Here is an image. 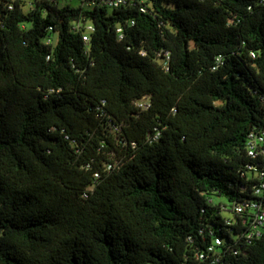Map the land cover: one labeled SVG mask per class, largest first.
<instances>
[{
    "label": "trees",
    "instance_id": "1",
    "mask_svg": "<svg viewBox=\"0 0 264 264\" xmlns=\"http://www.w3.org/2000/svg\"><path fill=\"white\" fill-rule=\"evenodd\" d=\"M79 1L0 0V264H264V0Z\"/></svg>",
    "mask_w": 264,
    "mask_h": 264
},
{
    "label": "built area",
    "instance_id": "2",
    "mask_svg": "<svg viewBox=\"0 0 264 264\" xmlns=\"http://www.w3.org/2000/svg\"><path fill=\"white\" fill-rule=\"evenodd\" d=\"M59 3L69 0H53ZM86 5H96V4H106L111 7H119L121 5L129 4L131 2L137 0H81ZM12 7V5H10ZM145 11V8H141ZM87 32L84 34V39L88 41V31H92L94 29L93 24L86 23ZM141 105H147L146 102H141ZM248 152L251 156H263L264 157V133L262 132H251L248 140ZM251 168H254L255 177L257 179V183L255 184V194L258 196H263L264 193V165L261 168H256L253 165H250ZM247 207L251 208V211L254 213L253 219L250 225L249 236H257L260 235L264 230V204L261 200H253L250 203L242 204L237 203L234 205V213L242 214L246 211ZM233 214V213H232ZM234 216L227 217V222L232 223ZM246 221V220H244ZM210 251L214 250V246L209 247ZM198 256L200 258H204V253H199Z\"/></svg>",
    "mask_w": 264,
    "mask_h": 264
},
{
    "label": "rangeland",
    "instance_id": "3",
    "mask_svg": "<svg viewBox=\"0 0 264 264\" xmlns=\"http://www.w3.org/2000/svg\"><path fill=\"white\" fill-rule=\"evenodd\" d=\"M67 3L77 6V5H79L80 1L79 0L64 1V2L61 3V5L67 4ZM213 199H214V202L215 203L222 202V203H227L228 204L226 197H223V196H213ZM223 214L226 217H232L233 216V214L230 211H228V210H224L223 211Z\"/></svg>",
    "mask_w": 264,
    "mask_h": 264
}]
</instances>
